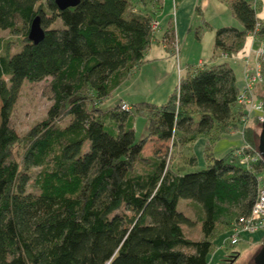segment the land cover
<instances>
[{
  "label": "trees",
  "instance_id": "16d2710c",
  "mask_svg": "<svg viewBox=\"0 0 264 264\" xmlns=\"http://www.w3.org/2000/svg\"><path fill=\"white\" fill-rule=\"evenodd\" d=\"M54 1L0 0V32H18V21L25 28L18 49L0 47V264H207L214 239L249 214L264 180L251 128L250 149L209 154L243 114L236 71L222 55L237 53L254 32V1L223 0L237 25L214 30L209 63L189 65L163 104L136 102L130 112L103 106L142 65L163 0H79L64 10ZM35 17L44 32L37 44L28 39ZM161 38L171 44V24ZM47 78L51 104L22 140L18 163L11 109L24 81ZM131 116L147 121L145 138L135 139ZM199 137L200 170L186 171L193 156L165 169L159 145L142 155L149 141L189 145ZM194 222L197 239L183 229Z\"/></svg>",
  "mask_w": 264,
  "mask_h": 264
},
{
  "label": "rangeland",
  "instance_id": "374dc122",
  "mask_svg": "<svg viewBox=\"0 0 264 264\" xmlns=\"http://www.w3.org/2000/svg\"><path fill=\"white\" fill-rule=\"evenodd\" d=\"M147 1L149 2V0ZM135 8L140 9V3H137ZM232 21L233 25H237L234 20ZM154 22L157 23L156 20ZM151 26L152 31L156 32L157 29H153V22ZM17 27L19 30L15 33H10L9 31L0 32L1 50L4 46L10 49L11 52L19 48L23 40L25 28L19 21L17 22ZM207 37H209V40ZM251 37H253L251 33L248 34L243 48L237 53L230 56L225 54L222 55L223 58L231 63L236 71L238 85L240 86L238 95L244 92V86H246L247 83V78H245V56H249L248 61L250 59V61L253 62L254 52H256L258 44L261 40L258 39L257 35L256 37ZM194 38V32L192 31L185 41L182 39L183 41L180 40L179 44L177 45L176 38L174 36V39L171 42V45L174 47V49L173 54H171V57L168 58L169 61L158 60L154 64H151V62H145L142 67L140 66L134 71L128 80L124 81L118 87L117 94H119L121 98L133 103L154 102L155 104H162V102H166L169 98V95L173 92V88H175L176 80H178L177 85L179 83V72L182 71V74H184L183 70L186 66V59L189 58V60L186 61L187 63H195L199 58H201L206 63L209 59L210 36H208V34L205 36L202 42L203 44H198L197 40H194ZM251 39L253 40V45L252 43L249 44ZM206 42L207 44H205ZM238 68L241 72V75L239 74ZM49 81L50 78H47L41 82L24 81L11 109L10 126L15 131L18 138L17 143L13 147L12 153L13 158L18 163L22 155V140L35 124L46 118L47 110L51 104ZM254 97L259 99V101H263L264 78L260 82L256 81L255 83L251 84L246 95V101L243 102L242 100H237V104L239 105L243 114L239 119L236 120L238 125L235 128L229 129L226 134H223L219 140L211 145L209 154H211L212 157L220 158L227 154L230 150L237 148L240 149L242 146L250 149V145L245 143L244 140V131H247L248 128H251L253 132L254 145H252V147L255 151H258L257 146L259 144L258 141L261 132L262 121H260L258 118L260 113H258L251 106V102L254 101ZM112 98L104 104V109L107 106H120L124 103L118 99L113 100ZM125 104L127 105L128 109L124 111L130 112L133 106L132 103ZM131 121H133L132 125L135 132V139L139 140L141 138H145L147 135V121L142 117L134 118L132 116ZM199 139L204 138L199 137L189 145L173 144L172 140L165 144L147 143L142 151V155L145 158L152 156L153 150L159 145L160 148L157 149V156L165 157V169H169L171 167L174 168V166L180 164L186 167L187 160L189 157L193 156L196 159V165L194 167H187L186 171L200 170L204 168L205 147H202L201 149L200 143H196ZM204 142H206L205 139ZM196 144H198V146L194 149V145ZM143 164L144 163H138L137 169L139 170ZM29 171L33 177V175H36L38 172V169L32 168ZM27 188L30 189V185ZM179 208L192 220L196 219V214L190 202L181 201ZM183 229L185 234L191 239H197L199 237V224L197 222H194V224L190 227L184 226ZM229 235L230 234L227 232L217 236L214 239V249L212 250V255L210 254L208 257L207 264H255L254 258L264 243L263 234L261 232H256L251 235L242 234L239 242L236 245L230 246L227 243L222 246L223 241L228 239Z\"/></svg>",
  "mask_w": 264,
  "mask_h": 264
},
{
  "label": "crops",
  "instance_id": "0c3cea01",
  "mask_svg": "<svg viewBox=\"0 0 264 264\" xmlns=\"http://www.w3.org/2000/svg\"><path fill=\"white\" fill-rule=\"evenodd\" d=\"M253 1L255 3L254 8L256 17L259 21H264V0ZM155 20L157 21L158 28L157 31L154 32V38L151 42L150 48L145 54L142 65L145 62H151V64H154L158 60L169 61L168 58H170L171 54H173L174 47L171 44L165 43L161 38L169 24L172 25L177 45L180 40L183 39L185 41L192 31L195 36L194 40H197L198 44H203L202 42L207 34L210 36V53L208 61L205 63L201 58H199L195 63H187L186 61L189 60V58H187L185 61L186 66L183 70L184 72L189 65L202 66L209 63L213 49L214 30L222 26L233 25V18L230 14L229 8L223 0H163L162 9L156 14ZM204 22L210 26V29L204 27ZM201 26H203V29L197 38L196 29ZM207 38L209 40V37ZM250 43L253 45L252 39L249 44ZM205 44H207V42ZM239 73L241 75L240 70ZM179 75H182V71L179 72ZM177 81L178 80H176L175 87L177 86ZM112 99H118L124 103H133L121 98L120 95L117 94V90L114 92ZM163 103L164 102H162V104ZM154 142L155 141H149L148 143ZM196 143H200L201 149L205 144L204 139H199ZM197 146L198 144L194 145V149Z\"/></svg>",
  "mask_w": 264,
  "mask_h": 264
},
{
  "label": "built area",
  "instance_id": "2783aa9c",
  "mask_svg": "<svg viewBox=\"0 0 264 264\" xmlns=\"http://www.w3.org/2000/svg\"><path fill=\"white\" fill-rule=\"evenodd\" d=\"M260 23V21L257 22L254 32L251 33L253 37H256V32L259 28ZM153 24V29H157L158 24L156 22H153ZM245 57V78H247V83L246 86H244V92L239 94L237 97V100H242L243 102L246 101V95L251 84L255 83L256 81L260 82L264 78V39L260 40L256 52H254L253 62H251L250 59L248 61L249 56ZM251 106L258 113H260L258 118L263 122L264 109L262 100L259 101V99L254 97V101L251 102ZM120 109L127 110L128 108L127 105L123 103L122 105H120ZM242 161L244 162L245 159H242ZM256 232H261L264 236V180L261 182V185L257 192V197L251 207L249 214L239 217L238 220L233 223L232 229L229 232V238L223 241L222 246L227 243L230 246L236 245L239 242L242 234L251 235Z\"/></svg>",
  "mask_w": 264,
  "mask_h": 264
},
{
  "label": "water",
  "instance_id": "95a60500",
  "mask_svg": "<svg viewBox=\"0 0 264 264\" xmlns=\"http://www.w3.org/2000/svg\"><path fill=\"white\" fill-rule=\"evenodd\" d=\"M55 5L58 7L59 10H64L69 7H74L78 4L79 0H55ZM44 37V32L42 30V27L40 25V18L35 17L28 30V39L34 43L37 44L40 42ZM263 109H264V98H263ZM258 154L264 161V120L261 124V132L259 135V141H258ZM255 264H264V243L262 244L261 248L259 249L257 255L254 258Z\"/></svg>",
  "mask_w": 264,
  "mask_h": 264
}]
</instances>
